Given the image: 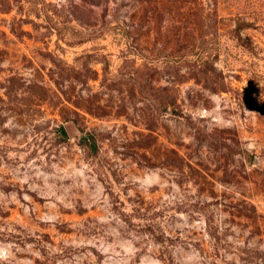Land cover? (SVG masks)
<instances>
[{"label":"rangeland","instance_id":"rangeland-1","mask_svg":"<svg viewBox=\"0 0 264 264\" xmlns=\"http://www.w3.org/2000/svg\"><path fill=\"white\" fill-rule=\"evenodd\" d=\"M0 264H264V0H0Z\"/></svg>","mask_w":264,"mask_h":264},{"label":"trees","instance_id":"trees-1","mask_svg":"<svg viewBox=\"0 0 264 264\" xmlns=\"http://www.w3.org/2000/svg\"><path fill=\"white\" fill-rule=\"evenodd\" d=\"M60 129H61V131L63 132V134H65V135H67V128L65 127V126H61L60 127ZM84 138H86V139H90L91 141H92V143L94 144V148H96V139H95V137H94V135L93 134H87V135H84Z\"/></svg>","mask_w":264,"mask_h":264}]
</instances>
